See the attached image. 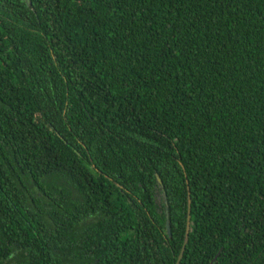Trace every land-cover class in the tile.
I'll use <instances>...</instances> for the list:
<instances>
[{"label":"trees","instance_id":"16d2710c","mask_svg":"<svg viewBox=\"0 0 264 264\" xmlns=\"http://www.w3.org/2000/svg\"><path fill=\"white\" fill-rule=\"evenodd\" d=\"M188 203L264 264V0H0V264H175Z\"/></svg>","mask_w":264,"mask_h":264},{"label":"water","instance_id":"95a60500","mask_svg":"<svg viewBox=\"0 0 264 264\" xmlns=\"http://www.w3.org/2000/svg\"><path fill=\"white\" fill-rule=\"evenodd\" d=\"M158 182H159V179H157ZM189 221H190V209H189V203H188V208H187V219H186V231H185V240H184V243L182 245V248H181V251L179 253V256L175 262V264H179L181 258H182V255H183V252H184V249H185V245L187 243V239H188V232H189ZM165 226H166V231H167V234L168 236H170V231H169V227H168V224L167 222L165 223ZM212 264V262L210 263Z\"/></svg>","mask_w":264,"mask_h":264}]
</instances>
